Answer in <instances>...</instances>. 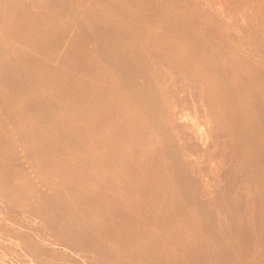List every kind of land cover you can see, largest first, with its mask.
I'll use <instances>...</instances> for the list:
<instances>
[{"label":"rangeland","instance_id":"obj_1","mask_svg":"<svg viewBox=\"0 0 264 264\" xmlns=\"http://www.w3.org/2000/svg\"><path fill=\"white\" fill-rule=\"evenodd\" d=\"M221 4L225 5V7L231 12V18L229 19V21L224 19V13L221 8ZM247 20L250 21L249 24L247 23ZM262 22H264V0H29V1L28 0H0V68H2L0 70V87L3 86L2 88H0V170H1L0 171V200H1L0 201V205H1L0 206V236L2 237V238L0 237V242H1L0 243V263L9 264V261H10L11 262L10 264H19V263L20 264H52V262L53 264H63L64 262L65 263L67 262L66 264L68 263L70 264H82V263L83 264H114V263L124 264L125 262H127L126 264H129V263L133 264L134 262L135 264V262H137L136 264H138L140 261L141 263L143 262V264L144 262L145 264L147 263L148 264H153V263L166 264L165 262H168V264L169 263L174 264L175 262L179 264V262L182 260L180 264H185L183 261L187 259V261H185L186 264L188 261L192 264L194 263L195 264H219L221 262L223 264H226V263L235 264L236 262L240 264L244 262H245L244 264H264L263 262L264 254L260 255L262 257H259V255H255L258 251H260V254H261L264 249V243H263L264 242L263 241L264 240L263 239L264 238V222H263L264 221L263 219L264 218V208H262V211L260 208H258L260 211L256 209L255 211H251L249 213L244 212L243 209L236 208L237 212H234V210H236L235 207L234 209H232L233 206H235L234 204L238 203V201H244L246 196H249V195L244 194L245 197H242L243 196L242 191L245 189H241V191L238 190L239 192H237L236 188L231 189V187L228 186V190H229L228 193H231L230 194L231 196L235 195V193L237 194L241 193L242 195V196L239 195V197L237 198V202L236 201L233 202V199L230 197L229 194H227L230 200L232 201L230 203L227 200V203L231 204L232 206L227 204L226 200H225V203L222 201H215L216 203H214L213 199H210L207 196L206 187L204 185L205 180H202L201 178H203V175L206 173L214 172L212 164L217 163V161L219 160V157L217 154H213V155L212 154H201L198 151V148H197L198 146L197 145L195 146V144H198V142H197V138L196 137L194 138L195 135L192 131H195L199 128L200 120L203 118V115H202V109L200 105L196 103V97L194 95L195 93L193 92L191 88L193 87L191 86V82L193 85L194 83L193 80L195 79V77H198L201 79L203 78L204 81H208L212 78H217V80L220 82L228 81L227 78L233 77L231 74V71L234 67L233 59L236 60L237 58L240 60H244V65L241 69V74H240L241 80L247 81L248 79H250V74L253 70L257 73H262V72H259L260 69H264V24H262ZM243 31H245L246 33H250L252 35L251 37H253L254 40H257V41L259 40V44H261L260 51H261V55L263 56V58L256 57V56L248 57L243 52L239 53V50L243 43V37L241 35V32L243 33ZM109 57L111 59L113 58L112 60H109L110 62L107 60V59H110ZM114 59L115 61L113 63L112 61ZM87 64L90 66L92 65V66L91 67L87 66ZM248 68L250 70H247ZM200 71H204L202 72L204 75L201 74ZM61 78H63V80ZM144 82L146 83L147 86L145 85ZM17 85L19 86L22 85L20 88H22L23 90L20 89L19 86ZM62 85H64L66 89H64L63 88L64 86L62 87ZM139 86H140V89H139ZM142 87H144V89ZM174 87L176 89H174ZM102 89L104 91H102ZM83 90H84V93H83ZM146 91L148 92L150 91L148 95H147L148 92ZM222 92L224 96L223 98L224 101L225 99L229 100L230 96L228 94L232 93V90L225 87ZM92 93H95L96 96L98 94V96L96 97ZM115 93L117 94V96L115 95ZM39 95L40 97H38ZM143 95L146 98H142ZM42 96L44 100L42 99ZM47 96H50V97H47ZM162 96H166L167 98L166 97L164 98ZM115 97H117L116 98L117 100L115 99ZM263 98H264V95L259 96L258 99L255 98L256 100H253L252 103L249 102L248 108L250 111L246 109L244 110V114H249L252 111V107H257L258 105L263 104L264 103V101L262 100ZM101 100H103L102 103H100ZM160 100H161V103H157V102H160ZM78 101L79 103L82 102L83 104L82 103L79 104ZM113 101L114 102L116 101L115 102L116 104L113 103ZM94 102H96L98 105ZM145 102H147V104ZM169 102H172V103H169ZM118 103L119 105H117ZM93 105H96V106H93ZM123 105H124V108H123ZM148 105L149 106L151 105L152 106L151 108L153 109H151ZM166 105L169 108L171 107L170 110ZM119 106L122 108V109L120 108L121 112H119L120 111ZM116 108H118V110ZM147 112L149 113V115L147 114ZM126 114H129V115H126ZM184 114L188 115V119L190 120V124H191L187 128H183L179 123L177 124L178 117L180 118L182 116L181 118H184L185 117ZM12 115H13L12 117L13 120L11 118ZM100 115L102 116L100 117ZM121 115H126L124 116V118L126 119V121L123 122L124 124L122 123V121L125 119ZM137 115L140 117H138ZM189 115H190V118H189ZM65 116L66 117L68 116V117L66 118ZM126 117L129 119H127ZM112 118L114 119L112 120ZM14 119H15V122H14ZM170 119L173 121L174 119L176 120L172 122ZM192 119H195V120H192ZM63 120H66V121H63ZM119 120H122V121H119ZM129 120H131L132 126ZM141 120L143 121L142 123H141ZM169 120L171 122L170 126L166 122ZM128 122L130 126H128L129 125ZM138 122H140L139 125H137ZM16 123H18V125ZM159 123H161L160 129L161 130L163 129L164 130V131L162 130L163 132H161V130L158 128ZM162 123H164L165 125ZM114 124L116 126H114ZM142 124L144 125L146 124V125L144 126ZM3 126L5 127V130L3 129L4 128ZM131 127H133V131L131 130L132 129ZM128 128L132 131L131 132L132 136L128 135L130 137L125 135V134H131ZM141 128L142 129L144 128L148 132L146 131L145 133V131L142 130ZM134 129H136L137 132ZM181 129H184L185 131L186 130L189 131V135H188L189 137L187 136L186 139H184V142L188 146L187 151L179 150L177 144H173L172 147L170 146V138L173 137L175 132L183 135V132L179 131ZM62 131L64 133L66 132L65 136L67 138L65 136L63 137L61 136V135H64ZM138 131L140 132L138 133ZM141 131H144V132H142L141 134ZM67 133L71 135H67ZM133 133L136 135L134 136ZM143 133H145L146 135L148 134V135L145 136V134ZM76 134L79 135L81 138L77 136ZM120 134H122L123 137ZM140 134L141 136L142 135L143 136L141 137ZM2 135H5V136H2ZM71 136H74L75 138L73 137L72 138L75 140L77 138L78 139L77 142L73 140ZM143 137H146V138H143ZM131 138H133V140ZM60 139L61 140L63 139L62 140L63 142L60 141ZM68 139L69 140L71 139L70 141L72 142H70ZM129 139H131L130 141L131 143L133 142L134 143L133 144L129 143ZM156 140L160 143V145L159 143L158 145L155 144L157 143ZM153 141L155 142L153 143ZM16 142L17 144H15ZM49 142L50 143L52 142V143L50 144ZM53 143H55V146L53 145ZM56 144H58V147L54 149L53 146L56 147ZM71 144L74 146L78 145L76 148L77 150H73L75 148L74 146H71ZM59 145H63L65 149H62L63 147ZM152 145L156 147L154 148ZM107 146L109 147V149ZM50 147H52L53 150ZM59 147L60 149H58ZM150 147H153V148H150ZM70 148L73 151L71 150L68 151ZM110 148L112 150H110ZM158 149L160 153L164 155V157H162ZM20 150H22L23 152L21 153ZM62 150L65 152L67 151V152L64 153ZM118 151L121 152L122 154L119 153ZM56 152H60L62 155V158H66V161L67 160L68 161L65 162V159H64V161L60 162L63 159L60 157L61 155H59V153H56ZM69 152H71L72 154L70 155ZM68 153L70 156L68 155ZM146 153L148 154L149 157L147 156ZM153 153H155L159 158H157V156H155V154ZM55 154H57L58 156L56 155L55 157ZM152 154L155 156V158L150 157L152 156ZM113 155H115L114 157H117V158H114ZM15 156L19 159H17ZM46 156H48V159ZM124 156H127V157H124ZM67 157H69V159L71 158V160H69ZM56 158L59 159V161ZM93 158H96V160ZM147 158H149V162ZM25 159L27 160L25 161ZM198 159L200 161H198ZM29 160L31 163H29ZM39 160L41 163L39 162ZM121 160L124 163V164L122 163V165H120ZM155 160H158V161H155ZM186 161H189V162H186ZM26 162L29 164L25 165ZM57 162L60 164L63 163L61 164L62 166L60 164L58 165ZM200 162H202L203 164L202 163L200 164ZM177 164H179L183 168H188L187 173H189V175L184 179L186 184L182 185L183 186L182 189L185 188L186 190H188L187 188L189 189L191 188L190 191L194 190L193 194L195 193L194 194L195 197L192 198L191 196L190 197L191 199L189 198L190 200H187L185 196L181 195L182 190H181L180 185H178V187L176 185H175L176 187L171 185L169 177L173 173H170L168 176H164L166 168H171L174 166L178 168L179 165ZM124 166H127V168ZM230 169H232V167H230ZM128 172H130V174ZM197 172L199 174H197ZM131 173L133 175H131ZM134 173L136 175H134ZM139 175H141L140 178H139ZM124 176L126 179L124 178ZM133 179L136 180L137 184L135 180ZM148 179H150L152 183ZM38 181H40V183ZM42 182L44 183L42 184ZM129 182L131 183L129 184ZM14 183H15V187L17 188H13ZM142 183L144 184V186ZM167 183L169 184V186ZM39 184H41L42 186ZM46 184H48L49 186ZM149 184L151 185L150 188H149ZM18 186H19V189H18ZM164 186L165 187L167 186L168 190ZM153 187H156V188H153ZM161 187H163V189ZM44 189H46V191ZM155 189L158 190V192L154 191ZM171 189L174 190V192ZM148 190H152L153 193L152 191L148 192ZM202 190H204L205 192H203ZM198 192L199 194H197ZM200 192H202V194ZM161 193H163L162 196H161ZM203 193H206V195ZM173 194L175 197L173 196ZM159 196L164 198L163 199L164 202L162 201V198H160ZM10 197H13V198H10ZM181 198L186 201L185 202L183 200L181 201ZM140 199L142 201H140ZM149 199L151 200V203H155L157 205L156 208L153 207V205L155 204L151 205L150 201H148ZM199 199H202V201ZM207 199H209V201L210 202L212 201L213 203L211 202V205H210ZM179 200L181 202H179ZM205 200H207L208 202ZM10 201L11 203H9ZM175 201L178 203H176ZM198 201L199 202L201 201L199 204L202 207L199 206V204H197ZM17 202L20 206H18ZM205 202L208 204V206ZM223 203L224 205L227 204V207H230L229 210L226 206H225L226 210H224ZM105 204L108 205V208H107V205ZM171 204L172 206H170ZM167 205L169 206V208ZM220 205H223V206H220ZM166 206H167V209H166ZM193 206L194 208L192 210ZM197 206H199V208H197ZM188 207H189V210H188ZM219 207H221L224 212L229 211V213L230 212L231 213L229 215H226L228 214V212L227 213L225 212L226 213L225 214L222 211V209ZM33 208L35 210H33ZM117 208H120V209L116 210ZM152 208L156 210H152ZM200 209H202V211ZM94 210L96 211V213ZM157 210L160 211L162 214H160ZM165 210L169 214L171 212V214L170 215L167 214ZM204 210H206L207 212ZM46 211L49 213H46ZM179 211H182V213ZM188 211L190 212L188 213ZM192 211H194V213L198 212L199 214L198 213L194 214L192 213ZM118 212H120L121 214ZM260 212H262L261 215H260ZM133 213H134V217H133ZM173 213H175V215H173ZM256 213L258 214V216ZM46 214L48 215L46 216ZM151 214L155 218L150 216ZM177 214H179V217ZM233 214H236V215L234 216ZM43 215H44V218L46 217L45 219L46 221L44 220ZM57 215L60 218H58ZM61 215L63 216L61 217ZM164 215L171 216V217H166ZM194 215L195 217L196 216L198 217L201 215L203 216V218L204 216L206 218H204L205 219L204 220L200 216V219L198 218L197 220V217L194 218ZM207 215L209 216V220L211 218L210 220L211 222L208 220ZM131 216L132 218L129 219V217ZM159 216H162L165 219L163 220L162 217L158 218ZM229 216L230 217L232 216L231 219ZM156 217L158 218L159 222ZM39 218L40 219L42 218V220H40ZM126 218L128 219L126 220ZM172 218H174L176 222ZM201 219H203V221ZM177 220L180 222V224ZM200 220L203 222V225H202V222H199ZM222 220H223V224L221 222ZM258 220H260V222ZM81 221L84 222L85 226L82 224ZM163 221H164V224H163ZM225 221L230 222V224L232 221V224L230 225L228 224V222H226V225H225ZM45 222H46V225H43L45 224ZM105 222L109 227H107ZM131 222L132 224H137V226L131 225ZM191 222L193 225L191 224ZM217 222H218V225H217ZM141 224H143V226ZM156 224L157 225L159 224L158 226L160 225L163 226L167 224L168 228L167 229L164 228L166 226H163L162 228L160 226L158 228ZM204 224H206V226ZM208 224H210L211 226L210 225L208 226ZM213 224H215L216 227ZM256 224H260L259 226H261V228L260 227L259 229L256 228L258 227ZM54 225H56V227ZM110 225L112 226L113 229H111ZM172 225H177V226H174L173 228ZM200 225L203 226V228ZM239 226L242 228H240ZM23 227L25 229H23ZM105 227H106V230H104ZM156 227L157 229H154ZM219 227L220 229H218ZM223 227L224 229L225 227H228V228L223 230ZM101 228L104 231L101 230ZM150 228L151 229L153 228L154 230L152 229L153 230L152 231ZM253 228H255V230ZM168 229L172 230L171 233ZM201 229L203 230V234H206V235L202 234ZM207 229L208 230L210 229V231L212 232L209 233ZM260 229L262 232L260 231ZM57 230H58V233H57ZM94 230H96L97 233H95ZM123 230L124 231L126 230L128 232L125 231L124 233ZM163 230L167 233L163 232ZM193 230H194V233L198 232V234H194ZM82 231L84 233H82ZM106 231H108L109 234L105 233ZM175 231H178L177 235ZM191 231L194 235L190 234ZM71 232H73V234ZM136 232H139V233L141 232L140 233L141 235L143 232L144 233L142 237L140 238L138 233L135 234ZM180 232H183V233H180ZM244 232L246 233V235H244L245 234ZM248 232L250 235L248 234ZM123 233L126 235H124ZM156 233L158 234V236ZM155 234L156 236H154ZM181 234L182 235L185 234L183 236H185L186 238L185 240L187 242L184 240V237L181 236ZM200 234L202 236H200ZM103 235L106 236V238L105 237L104 238L107 240L103 238ZM132 235H135L136 238ZM213 235H214V238H213ZM85 236L88 238H85ZM89 236H91V238H89ZM110 236H111V239L109 238ZM127 236L128 237L131 236L132 239L131 237L130 239H128ZM143 236H146V237L144 238ZM250 236L252 237L254 236L253 239L255 240L253 241L252 237ZM79 237H80V240H79ZM152 237H154V240L152 239ZM197 237H199L200 240L197 239ZM246 237H248L247 240L251 238L249 240L250 243L249 241L246 240ZM259 237H262V239L261 238L259 239ZM161 238L162 239L167 238V239L163 241L161 240ZM118 239H119V242H118ZM121 239L124 240V241L122 240L123 243L120 241ZM134 239H136V242H133ZM172 239L175 243L172 241ZM203 239H204V242H202ZM205 239H208V241L206 240V244H204L203 246L202 244L205 243ZM242 239L243 240L245 239L244 242L248 243V246H246V243H243ZM27 240L28 241L30 240L28 246H27L28 244ZM127 240L130 241L129 244L128 242H126ZM160 240L163 242V243L161 242L162 244L160 243ZM67 241L71 244L74 243L73 244L74 248H72L73 246L69 244ZM87 241H90V242H87ZM99 241L101 245H104V248L106 247L108 248L104 249L103 246H100ZM112 241H114V243ZM115 241H117L118 243L117 242L115 243ZM144 241L145 242L147 241L151 245L156 241L158 242H156V245L154 243L153 244L154 247H152L148 243L146 245ZM189 241H190V245L193 244L192 246L190 245L187 246V244H189L188 243ZM210 241H213L215 243L210 242ZM230 241H233V243ZM4 242H6V244ZM32 242L35 243V245ZM125 242H126V245H123L125 244ZM217 242L219 243L217 244ZM157 243L161 244V246ZM237 243L238 245L240 244V246L237 247ZM241 243L243 247L241 246ZM1 244H4V245H1ZM130 244L133 247H130L131 246ZM172 244H174L175 246L173 245V247H171ZM177 244L180 245L179 250H178L179 245L177 246ZM31 245L33 247L32 249H30ZM118 245H121V246H118ZM145 245L147 248L145 247ZM229 245L231 247H229ZM19 246H22L21 247L22 250ZM95 246H96L95 249L97 250L94 249ZM127 246L129 249L134 248V250H129ZM197 246L200 247V249H197L198 248ZM210 246L211 247L214 246V247L211 248ZM136 247H138L139 251L136 250ZM247 247L248 248L251 247V248L248 249ZM160 248L165 250V252L162 250V255H161ZM181 248L183 250H181ZM185 248L188 251L190 250L189 253H191V255L185 252L186 250ZM201 248L204 250H202ZM41 249H43V251L45 252H43ZM114 249L117 250V252L114 251ZM154 249L155 250L157 249V250L155 251ZM192 249L193 250L195 249V250L193 251ZM241 249L243 251L242 256H240L242 253ZM35 250H37L38 253L34 252ZM148 250L150 252L149 254H148ZM200 250H202L203 252L201 251L200 253ZM207 250H209V252ZM103 251H106V253ZM130 251L132 252V254ZM143 251L147 253L144 254ZM152 251H154V253H151ZM191 251L195 252V255L194 253L192 254ZM196 251H198L199 253ZM226 251L229 254L226 253ZM29 252L30 253L34 252V253L30 254ZM211 252L213 253V255ZM244 252H247V253H244ZM121 253H123V255ZM248 253H249V257L247 256ZM106 254L108 255V257H105L107 256ZM147 254L151 255L150 257H153V258L148 257ZM244 254L246 255L245 259H247L248 262L245 261L244 256H243ZM59 255H61L63 259L60 258L61 256ZM158 255L160 258L158 257ZM169 255H170V258H169ZM113 256L114 258H112ZM145 256L148 257V259H146ZM181 256L184 259L181 258ZM189 256L191 257L193 256L196 260ZM231 256L233 260L231 259ZM166 257H168V259ZM127 258H129L130 260ZM156 258L157 260L160 259L158 260L159 262L156 260ZM259 258H261L260 260L262 263H260ZM138 259H141V260L137 261ZM152 259L153 260L155 259L158 263L154 262ZM235 259L236 260L239 259V262L236 261ZM121 260L122 262H120ZM131 260H133V262ZM163 260L164 261L166 260V261L164 262ZM167 260H170V262ZM230 260L231 262L232 261L233 262L231 263ZM240 260L242 261V263ZM172 261L173 262L175 261V262L173 263Z\"/></svg>","mask_w":264,"mask_h":264},{"label":"bare ground","instance_id":"obj_2","mask_svg":"<svg viewBox=\"0 0 264 264\" xmlns=\"http://www.w3.org/2000/svg\"><path fill=\"white\" fill-rule=\"evenodd\" d=\"M29 1V0H28ZM170 4V3H169ZM252 6V5H251ZM221 8H222V10H223V13H224V19L225 20H227V21H229V19L231 18V12H230V10H228L226 7H225V5H222L221 4ZM248 8V7H247ZM252 8V7H251ZM18 12V11H17ZM202 14V13H201ZM131 15V14H130ZM255 16V15H254ZM198 19V18H197ZM246 19V18H245ZM6 21V20H5ZM221 21V20H220ZM32 22V21H31ZM37 23V22H36ZM235 23V22H234ZM247 23L249 24L250 23V21H248L247 20ZM256 23V22H255ZM22 24V23H21ZM116 24V23H115ZM261 24V23H260ZM262 24H264V22H262ZM77 25V24H76ZM189 25V24H188ZM187 25V26H188ZM216 25V24H215ZM77 27V26H76ZM75 27V28H76ZM253 27V26H252ZM238 28V27H237ZM29 29V28H28ZM66 29V28H65ZM84 29V28H83ZM108 29V28H107ZM195 29V28H194ZM246 29V28H245ZM236 30V29H235ZM251 30V29H250ZM251 32V31H250ZM57 33V32H56ZM28 34V33H27ZM6 35V34H5ZM182 35V34H181ZM241 35H242V37H243V43H242V45H241V48H240V50H239V53L240 52H243L244 54H246L248 57H250V56H256V57H260V58H263V56L261 55V44H259V40L257 41V40H254L253 39V37H251L252 35L250 34V33H246L245 31H243V33L241 32ZM18 36V35H17ZM16 36V37H17ZM28 36V35H27ZM12 37V36H11ZM21 37V36H20ZM29 37V36H28ZM51 37V36H50ZM62 37V36H61ZM211 38V37H210ZM21 39V38H20ZM31 39V38H30ZM78 39V38H77ZM18 40V39H17ZM24 42H25V40H24ZM37 42V41H36ZM2 44V43H1ZM38 44V43H37ZM185 45V44H184ZM183 47V46H182ZM6 48V47H5ZM116 48V47H115ZM151 48V47H150ZM227 48V47H226ZM9 50H10V48H9ZM183 50V49H182ZM185 50V49H184ZM196 50V49H195ZM226 50V49H225ZM19 51V50H18ZM117 51V50H116ZM187 51V50H186ZM151 52V51H150ZM15 53V52H14ZM111 54H112V52H111ZM185 54H187V53H185ZM7 55V54H6ZM204 55V54H203ZM110 56V55H109ZM191 56V55H190ZM108 57V56H107ZM179 57V56H178ZM206 57V56H205ZM5 58V57H4ZM82 58V57H81ZM110 58V57H109ZM143 58H144V56H143ZM191 58V57H190ZM28 59V58H27ZM106 59V58H105ZM113 59V58H112ZM111 58L110 59H107L108 61L109 60H112ZM116 59V58H115ZM115 59L112 61L113 63H114V61H115ZM125 59V58H124ZM179 59V58H178ZM205 59H207V58H205ZM22 60H23V58H22ZM65 60V59H64ZM180 61V60H179ZM204 61V60H203ZM209 61V60H208ZM16 62V61H15ZM110 62V61H109ZM117 62V61H116ZM155 62V61H154ZM233 62H234V67H233V69H232V71H231V74H232V78H227L228 79V81H223V82H220V81H218L217 80V78H212V79H210V80H208V81H204V79L202 78H198V77H195V79L193 80L194 81V83H193V85H192V82H191V86H193V87H191L192 88V90H193V92L195 93L194 95H195V97H196V103H198L199 105H200V107H201V109H202V115H203V118L200 120V125H199V128L197 129V130H195V131H192L193 133H194V138L196 137L197 138V142H198V144H195V146L197 145L198 147V151L201 153V154H217L218 155V157H219V160L217 161V163H213L212 165H213V169H214V172H212V173H206V174H204L203 175V178H201L202 180H205L204 182V185H205V187H206V193H207V196L210 198V199H213V201H214V203H216L215 201H222V202H224L225 203V200H226V203H227V200H228V202H232L231 200H230V198H229V196L227 195V194H231V193H228V186H230L231 187V189L232 188H236L237 189V192H239L238 190H240L241 191V189H245V190H243L242 191V195H241V193L240 194H237V193H235V195H233V196H231L230 195V197L233 199V202H237V198L239 197V195H241L242 197H245L244 196V194H246V195H249V196H246V198L244 199V201H238V203H235L234 205L235 206H233V208L232 209H234V207H235V209L236 208H240V209H243L244 210V212H251V211H255L256 209L258 210V211H260L258 208H260L261 209V211H262V208H264V103L263 104H260V105H258L257 107H252V111L249 113V114H244V110H246V109H248L249 110V108H248V104H249V102H251L252 103V101L253 100H256V99H258L259 98V96H262V95H264V69H260L259 70V72H262V73H257V72H255L254 70L251 72V74H250V79H246L247 81H243V80H241V78H240V74H241V69H242V67H243V65H244V60H240V59H233ZM11 64V63H10ZM97 64V63H96ZM3 65V64H2ZM1 65V66H2ZM58 65V64H57ZM82 65V64H81ZM99 65H100V63H99ZM114 65H116V64H114ZM12 66V65H11ZM10 66V67H11ZM87 66H90V65H88L87 64ZM92 66V65H91ZM90 66V67H91ZM117 66H119V65H117ZM122 66V65H121ZM123 67V66H122ZM179 67V66H178ZM97 68V67H96ZM157 68V67H156ZM2 68H0V70H1ZM79 69V68H78ZM92 69V68H91ZM122 69V68H121ZM209 69V68H208ZM6 70H7V68H6ZM10 70V69H9ZM141 70V69H140ZM159 70V69H158ZM247 70H250L249 68L247 69ZM5 71V70H4ZM160 71V70H159ZM212 71V70H211ZM221 71V70H220ZM8 72V71H7ZM34 72V71H33ZM168 72V71H167ZM202 72H204V71H200V73L201 74H203ZM2 73V72H1ZM92 73H93V71H92ZM7 74V73H6ZM91 74V73H90ZM128 74V73H127ZM97 75H98V73H97ZM151 75H152V73H151ZM160 75V74H159ZM169 75V74H168ZM204 75V74H203ZM10 76V75H9ZM12 77V76H11ZM17 77V76H16ZM60 77H62V76H60ZM100 77V76H99ZM106 77V76H105ZM166 77V76H165ZM21 78V77H20ZM122 78V77H121ZM155 78H156V76H155ZM160 78V77H159ZM169 78V77H168ZM51 79V78H50ZM62 80H63V78H61ZM89 80V79H88ZM147 80V79H146ZM170 80V79H169ZM6 81V80H5ZM86 81V80H85ZM132 81V80H131ZM134 81V80H133ZM155 81H156V79H155ZM159 81V80H158ZM157 81V82H158ZM23 82V81H22ZM62 82V81H61ZM76 82V81H75ZM83 82V81H82ZM128 82V81H127ZM149 82V81H148ZM190 82V81H189ZM58 83V82H57ZM125 83V82H124ZM145 83V82H144ZM144 83H143V85H144ZM150 83V82H149ZM161 83V82H160ZM6 84V83H5ZM18 84V83H17ZM20 84V83H19ZM43 84H45V83H43ZM65 84V83H64ZM69 84H71V83H69ZM127 84V83H126ZM4 85V84H3ZM49 85V84H48ZM73 85V84H72ZM86 85V84H85ZM88 85V84H87ZM145 85H146V83H145ZM165 85V84H164ZM170 85V84H169ZM168 85V86H169ZM190 85V84H189ZM8 86V85H7ZM17 86H19V85H17ZM22 86V85H21ZM21 86H19V88L21 87ZM24 86V85H23ZM26 86V85H25ZM42 86V85H41ZM54 86V85H53ZM64 85H62V87H63ZM74 86V85H73ZM141 86V85H140ZM140 86H139V89H140ZM147 86V85H146ZM3 86H1L0 88H2ZM46 87H47V85H46ZM67 87V86H66ZM84 87V86H83ZM129 87V86H128ZM160 87V86H159ZM165 87V86H164ZM173 87V86H172ZM171 87V88H172ZM188 87V86H187ZM228 88V89H230V90H232V93H230V94H228L229 96H230V99L229 100H227V99H225V101H224V96H223V90H224V88ZM38 88V87H37ZM53 88H55V87H53ZM64 89H66L65 88V86L63 87ZM80 88H82V87H80ZM143 89H144V87H142ZM190 88V89H191ZM5 89V88H4ZM20 89H22V88H20ZM19 89V90H20ZM26 89V88H25ZM47 89V88H46ZM72 89H74V88H72ZM104 89V88H103ZM102 89V91H104ZM106 89V88H105ZM111 89V88H110ZM113 89H115V88H113ZM119 89H121V88H119ZM165 89V88H164ZM174 89H176L175 87H174ZM178 89V88H177ZM23 90V89H22ZM27 90V89H26ZM29 90V89H28ZM32 90V89H31ZM39 90H40V88H39ZM68 90V89H67ZM66 90V91H67ZM100 90V89H99ZM123 90V89H122ZM246 90H247V92H246ZM10 91V90H9ZM30 91V90H29ZM56 91V90H55ZM101 91V90H100ZM109 91H111V90H109ZM108 91V92H109ZM112 91H114V90H112ZM163 91V90H162ZM72 92V91H71ZM87 92H89V91H87ZM146 92H148V91H146ZM150 92V91H149ZM149 92L147 93V95L149 94ZM19 93H20V91H19ZM70 93V92H69ZM83 93H84V90H83ZM97 93H99V92H97ZM127 93H128V91H127ZM141 93H142V91H141ZM153 93V92H152ZM65 94V93H64ZM75 94H76V92H75ZM78 94V93H77ZM89 94H91V93H89ZM92 94H94V96H96L95 95V93H92ZM105 94V93H104ZM144 94V93H143ZM151 94V93H150ZM161 94V93H160ZM160 94H158V95H160ZM178 94H179V92H178ZM23 95V94H22ZM72 95V94H71ZM70 95V96H71ZM81 95V94H80ZM115 95L117 96V94L115 93ZM162 95V94H161ZM165 95V94H164ZM64 96V95H63ZM97 96H98V94H97ZM96 96V97H97ZM139 96V95H138ZM155 96V95H154ZM156 96H157V94H156ZM189 96V95H188ZM38 97H40V95L38 96ZM47 97H50V96H47ZM65 97V96H64ZM78 97V96H77ZM108 97V96H107ZM142 97V96H141ZM162 97H166V96H162ZM173 97V96H172ZM183 97V96H182ZM256 99H255V98ZM28 98V97H27ZM61 98V97H60ZM74 98V97H73ZM99 98V97H98ZM117 97H115V99H116ZM142 98H146V97H144V95H143V97ZM155 98V97H154ZM164 98H162V99H164ZM167 98V97H166ZM2 99V98H1ZM42 99H43V96H42ZM95 99V98H94ZM134 99V98H133ZM138 99H140V98H138ZM152 99V98H151ZM150 99V100H151ZM194 99V98H193ZM23 100H24V98H23ZM36 100V99H35ZM44 100V99H43ZM58 100H59V98H58ZM64 100H66V99H64ZM73 100V99H72ZM97 100V99H96ZM104 100V99H103ZM103 100H101V102L100 103H102L103 102ZM110 100V99H109ZM113 100H114V98H113ZM117 100V99H116ZM188 100V99H187ZM190 100V99H189ZM263 101H264V98L262 99ZM2 101V100H1ZM34 101V100H33ZM70 101V100H69ZM68 101V102H69ZM74 101V100H73ZM90 101V100H89ZM184 101V100H183ZM262 101V102H263ZM60 102H62V101H60ZM64 102V101H63ZM97 102V101H96ZM96 102H94V103H96ZM99 102V101H98ZM116 102V101H115ZM114 101H113V103H115ZM125 102V101H124ZM123 102V103H124ZM148 102V101H147ZM147 102H145L146 104H147ZM187 102V101H186ZM13 103V102H12ZM46 103V102H45ZM78 103H79V101H78ZM82 102H80L79 104H81ZM122 103V104H123ZM153 103V102H152ZM157 103H161V100H160V102H157ZM166 103H167V101H166ZM169 103H172V102H169ZM225 103V104H224ZM260 103V102H259ZM3 104V103H2ZM35 104V103H34ZM40 104V103H39ZM43 104V103H42ZM62 104V103H61ZM73 104V103H72ZM83 104V103H82ZM97 104V103H96ZM109 104V103H108ZM116 104V103H115ZM121 104V103H120ZM125 104V103H124ZM195 104V103H194ZM98 105V104H97ZM111 105V104H110ZM117 105H119V103L117 104ZM134 105V104H133ZM137 105V104H136ZM168 105H170V104H168ZM182 105V104H181ZM196 105V104H195ZM25 106V105H24ZM30 106V105H29ZM42 106V105H41ZM71 106V105H70ZM80 106V105H79ZM90 106V105H89ZM93 106H96V105H93ZM105 106H106V104H105ZM113 106V105H112ZM144 106V105H143ZM149 106V105H148ZM161 106V105H160ZM167 106V105H166ZM1 107H3V106H1ZM6 107V106H5ZM17 107V106H16ZM26 107V106H25ZM68 107V106H67ZM75 107V106H74ZM110 107V106H109ZM114 107H116V106H114ZM113 107V108H114ZM131 107V106H130ZM129 107V108H130ZM135 107V106H134ZM150 108L152 107L151 105L149 106ZM168 107V106H167ZM13 108V107H12ZM37 108V107H36ZM51 108V107H50ZM69 108V107H68ZM67 108V109H68ZM71 108V107H70ZM120 106H119V110H120ZM123 108H124V105H123ZM128 108V109H129ZM132 108V107H131ZM138 108V107H137ZM145 108V107H144ZM169 108V107H168ZM171 108V107H170ZM170 108H169V110H170ZM194 108V107H193ZM19 109V108H18ZM22 109V108H21ZM105 109V108H104ZM117 110H118V108H116ZM122 109V108H121ZM126 109V108H125ZM151 109H153V108H151ZM150 109V110H151ZM163 109H164V107H163ZM197 109V108H196ZM23 110V109H22ZM75 110H76V108H75ZM111 110V109H110ZM116 110V111H117ZM149 110V109H148ZM175 110V109H174ZM27 111V110H26ZM67 111V110H66ZM69 111V110H68ZM113 111V110H112ZM115 111V112H116ZM131 111V110H130ZM153 111V110H152ZM164 111H165V109H164ZM177 111V110H176ZM189 111V110H188ZM197 111V110H196ZM250 111V110H249ZM24 112V111H23ZM119 112H121V110L119 111ZM118 112V113H119ZM149 112H151V111H149ZM168 112V111H167ZM170 112V111H169ZM186 112V111H185ZM4 113V112H3ZM8 113H10V112H8ZM33 113V112H32ZM38 113V112H37ZM43 113V112H42ZM57 113V112H56ZM90 113V112H89ZM127 113H129V112H127ZM143 113V112H142ZM180 113H181V111H180ZM179 113V114H180ZM197 113V112H196ZM199 113V112H198ZM48 114V113H47ZM50 114V113H49ZM111 114V113H110ZM125 114V113H124ZM147 114L149 115V113L147 112ZM187 114H188V112H187ZM2 115V114H1ZM39 115V114H38ZM41 115V114H40ZM98 115V114H97ZM126 115H129V114H126ZM126 115H121L123 118H124V116H126ZM168 115V114H167ZM170 115V114H169ZM181 115V114H180ZM24 116V115H23ZM53 116V115H52ZM51 116V117H52ZM102 115H100V117H101ZM107 116V115H106ZM112 116V115H111ZM110 116V117H111ZM138 116V115H137ZM161 116V115H160ZM184 118H179L178 117V122H177V124L179 123L183 128H187L189 125H191L190 124V120L188 119V115H186V114H184ZM192 116V115H191ZM196 116H198V115H196ZM13 117V115L11 116V118ZM18 117V116H17ZM47 117V116H46ZM66 117V116H65ZM68 117V116H67ZM66 117V118H67ZM92 117H93V115H92ZM129 117V116H128ZM131 117V116H130ZM138 117H140V116H138ZM137 117V118H138ZM157 117H159V116H157ZM162 117V116H161ZM166 117H168V116H166ZM199 117H200V115H199ZM198 117V118H199ZM36 118V117H35ZM42 118V117H41ZM103 118V117H102ZM119 118V117H118ZM127 118V117H126ZM152 118V117H151ZM189 118H190V115H189ZM195 118V117H194ZM16 119V118H15ZM15 119H14V122H15ZM47 119V118H46ZM65 119V118H64ZM114 118H112V120H113ZM121 119V118H120ZM125 119V118H124ZM127 119H129V118H127ZM160 119H162V118H160ZM196 119V118H195ZM195 119H192V120H195ZM8 120V119H7ZM12 120H13V118H12ZM34 120H36V119H34ZM110 120V119H109ZM118 120V119H117ZM137 120V119H136ZM158 120V119H157ZM171 120V119H170ZM170 120L169 121H166L168 124H169V126H170V124H171V122H170ZM176 119H174V121H175ZM16 121H18V120H16ZM26 121V120H25ZM63 121H66V120H63ZM97 121V120H96ZM108 121V120H107ZM119 121H122V120H119ZM124 121H126V119L125 120H123L122 121V123L124 122ZM133 121V120H132ZM150 121V120H149ZM172 122H174L173 120H171ZM199 121V120H198ZM3 122V121H2ZM115 122V121H114ZM129 122H130V124H131V126H132V123H131V120H129ZM129 122H128V124H129ZM143 121L141 120V123H142ZM153 122V121H152ZM164 122V121H163ZM113 123V122H112ZM135 123H136V121H135ZM156 123H158V122H156ZM165 123V122H164ZM164 123H162V124H164ZM17 125H18V123H16ZM26 124V123H25ZM124 124V123H123ZM130 124L128 125V126H130ZM140 124V122H138V124L137 125H139ZM166 124V123H165ZM164 124V125H165ZM167 124V125H168ZM176 124V123H175ZM174 124V125H175ZM49 125V124H48ZM58 125V124H57ZM78 125V124H77ZM137 125H135V126H137ZM142 125H144V124H142ZM141 125V126H142ZM146 125V124H145ZM144 125V126H145ZM152 125V124H151ZM159 125V129H160V127H161V123H159L158 124ZM163 125V126H164ZM195 125V124H194ZM198 125V124H197ZM6 126V125H5ZM112 126V125H111ZM114 126H116L115 124H114ZM140 126V127H141ZM168 126V127H169ZM180 126V127H181ZM4 127V126H3ZM2 127V128H3ZM13 127V126H12ZM22 127V126H21ZM50 127V126H49ZM92 127V126H91ZM125 127H126V125H125ZM124 127V128H125ZM148 127V126H147ZM176 127V126H175ZM37 128V127H36ZM132 129V131H133V127H131ZM149 128H151V127H149ZM165 128V127H164ZM166 128H167V126H166ZM190 128V127H189ZM4 130H5V127L3 128ZM14 129V128H13ZM19 129V128H18ZM29 129V128H28ZM44 129V128H43ZM94 129V128H93ZM101 129V128H100ZM126 129V128H125ZM129 129V128H128ZM138 129H139V127H138ZM142 129V128H141ZM153 129V128H152ZM170 129H171V127H170ZM175 129V128H174ZM52 130V129H51ZM130 129H129V131H130V133L132 132ZM134 130H136V129H134ZM142 130H144L145 131V133H146V131L147 130H145L144 128L142 129ZM161 130V129H160ZM163 130V129H162ZM161 130V132H163ZM193 130V129H192ZM46 131H48V130H46ZM144 131H141V134H142V132H144ZM169 131V130H168ZM176 131V130H175ZM179 131H182L183 132V135L182 134H178L177 132H175V134L173 135V137L172 138H170V146L172 147V145L173 144H177L178 145V148H179V150H182V151H187V149H188V146H187V144L184 142V139H186V137L189 135V131L188 130H184V129H181V130H179ZM9 132V131H8ZM53 132V131H52ZM63 132V131H62ZM68 132V131H67ZM121 132V131H120ZM135 132V131H134ZM136 132H137V130H136ZM140 131H138V133H139ZM148 132V131H147ZM150 132V131H149ZM12 133V132H11ZM42 133V132H41ZM55 133H56V131H55ZM54 133V134H55ZM64 133V132H63ZM63 133H61V134H63ZM66 133V132H65ZM64 133V135H61L62 137L63 136H65L66 134ZM145 133H143V134H145ZM165 133V132H164ZM37 134V133H36ZM108 134V133H107ZM134 134V133H133ZM141 134H140V136H141ZM166 134V133H165ZM15 135V134H14ZM23 135V134H22ZM26 135V134H25ZM39 135V134H38ZM52 135V134H51ZM67 135H71V134H68L67 133ZM77 135V134H76ZM121 136H122V134H120ZM125 135H131L132 136V133L131 134H125ZM136 134H134V136H135ZM148 135V134H147ZM146 134H145V136H147ZM164 135V134H163ZM2 136H5V135H2ZM54 136V135H53ZM77 136H79V135H77ZM76 136V137H77ZM143 136V135H142ZM141 136V137H142ZM157 136V135H156ZM21 137V136H20ZM55 137V136H54ZM66 137V136H65ZM75 138L74 136H71V138ZM80 137V136H79ZM123 137V136H122ZM128 137H130V136H128ZM137 137V136H136ZM167 137V136H166ZM189 137V136H188ZM53 138V137H52ZM67 138V137H66ZM72 138V139H73ZM81 138V137H80ZM120 138V137H119ZM143 138H146V137H143ZM150 138V137H149ZM149 138H147V139H149ZM193 138V137H192ZM8 139V138H7ZM12 139V138H11ZM21 139V138H20ZM26 139V138H25ZM132 140H133V138H131ZM131 139H129V143H131L130 141H131ZM136 139V138H135ZM146 139V140H147ZM156 139V138H155ZM15 140V139H14ZM22 140V139H21ZM32 140H34V139H32ZM48 140V139H47ZM54 140V139H53ZM53 140H52V142H53ZM63 140V139H62ZM61 139H60V141H62ZM67 140V139H66ZM69 140V139H68ZM71 140V139H70ZM69 140V141H70ZM73 140H75V139H73ZM77 138H76V142H77ZM111 140V139H110ZM121 140V139H120ZM196 140V139H195ZM241 140H243V141H241ZM24 141V140H23ZM141 141H142V139H141ZM187 141V140H186ZM51 142V143H52ZM58 142V141H57ZM63 142V141H62ZM70 142H72V141H70ZM150 142V141H149ZM155 141H153V143H154ZM156 142L157 143H155V144H157L158 145V141L156 140ZM24 143V142H23ZM50 143V142H49ZM50 143V144H51ZM66 143H67V141H66ZM121 143V142H120ZM134 143V142H133ZM133 143H131V144H133ZM146 143V142H145ZM145 143H144V145H145ZM195 143H196V141H195ZM13 144V143H12ZM15 144H17V142L15 143ZM43 144V143H42ZM42 144H41V146H42ZM63 144V143H62ZM112 144V143H111ZM117 144V143H116ZM137 144V143H136ZM5 145V144H4ZM3 145V146H4ZM23 145V144H22ZM53 145L55 146V143H53ZM80 145V144H79ZM121 145V144H120ZM126 145V144H125ZM149 145V144H148ZM159 145H160V143H159ZM21 146V145H20ZM29 146V145H28ZM27 146V147H28ZM53 146V148L54 149H56L57 147H58V144H56V147H54ZM59 146H62L63 147V145H59ZM65 146V145H64ZM67 146H68V144H67ZM71 146H74V145H72L71 144ZM77 146L78 145H76V146H74V148L75 149H73V150H77L76 148H77ZM123 146V145H122ZM153 146V145H152ZM81 147V146H80ZM108 147V146H107ZM106 147V148H107ZM139 147V146H138ZM145 147V146H144ZM143 147V148H144ZM149 147V146H148ZM154 147V146H153ZM153 147H150V148H153ZM156 147V146H155ZM154 147V148H155ZM8 148V147H7ZM45 148V147H44ZM50 148H52V147H50ZM53 148H52V150H53ZM66 148H68V147H66ZM73 148V147H72ZM105 148V147H104ZM120 148V147H119ZM125 148V147H124ZM132 148V147H131ZM137 148V147H136ZM193 148V147H192ZM58 149H60V147L58 148ZM62 149H65V147H63ZM108 149H109V147H108ZM122 149V148H121ZM146 149H147V147H146ZM149 149V148H148ZM191 149V148H190ZM10 150H12V149H10ZM68 150V149H67ZM71 150V148L68 150V151H70ZM73 150H71V151H73ZM84 150V149H83ZM103 150V149H102ZM110 150H112L111 148H110ZM138 150V149H137ZM136 150V151H137ZM172 150V149H171ZM194 150V149H193ZM19 151V150H18ZM47 151V150H46ZM45 151V152H46ZM56 151V150H55ZM63 151V150H62ZM62 151H60V152H62ZM90 151V150H89ZM108 151V150H107ZM106 151V152H107ZM141 151V150H140ZM155 151V150H154ZM158 151H159V149H158ZM12 152V151H11ZM14 152V151H13ZM20 152L22 153L23 151L22 150H20ZM31 152V151H30ZM60 152H56V153H59V155H61V153ZM64 153H66L65 151H63ZM97 152V151H96ZM119 152V151H118ZM145 152H146V150H145ZM15 153V152H14ZM18 153V152H17ZM25 153V152H24ZM33 153H35V152H33ZM54 153V152H53ZM70 153V155L72 154L71 152H69ZM69 153H68V155H69ZM77 153H78V151H77ZM81 153V152H80ZM89 153V152H88ZM99 153V152H98ZM113 153V152H112ZM111 153V154H112ZM119 153H121V152H119ZM137 153V152H136ZM142 153V152H141ZM159 153H160V151H159ZM182 153V152H181ZM41 154V153H40ZM74 154H76V153H74ZM122 154V153H121ZM120 154V155H121ZM125 154V153H124ZM140 154V153H139ZM147 154V153H146ZM145 154V155H146ZM153 154H155V153H153ZM152 154V156H150L151 158H155V156H157L156 154H155V156ZM161 154V153H160ZM183 154V153H182ZM14 155V154H13ZM19 155V154H18ZM43 155V154H42ZM56 155L57 154H55V157H56ZM69 155V156H70ZM78 155H79V153H78ZM83 155V154H82ZM103 155V154H102ZM133 155V154H132ZM141 155V154H140ZM162 155V154H161ZM173 155V154H172ZM192 155H194V154H192ZM211 155V156H212ZM31 156H32V154H31ZM40 156V155H39ZM50 156V155H49ZM58 156V155H57ZM64 156V155H63ZM95 156V155H94ZM109 156V155H108ZM115 155H113V157H114ZM119 156V155H118ZM147 156H148V154H147ZM160 156V155H159ZM171 156V155H170ZM16 157V156H15ZM24 157V156H23ZM47 157V159H48V156H46ZM61 158H62V155L60 156ZM59 157V158H60ZM71 157H73V156H71ZM76 157V156H75ZM124 157H127V156H124ZM139 157V156H138ZM149 157V156H148ZM162 157H164V155H162ZM12 158V157H11ZM13 158H14V156H13ZM12 158V159H13ZM17 158V157H16ZM26 158V157H25ZM43 158H44V156H43ZM51 158V157H50ZM68 159H69V157H67ZM92 158V157H91ZM114 158H117V157H114ZM140 158V157H139ZM150 158V159H151ZM157 158H159L158 156H157ZM185 158V157H184ZM17 159H19V158H17ZM57 159V158H56ZM63 160H61L60 162H62V161H64V159H65V162H67L66 161V158H62ZM78 159V158H77ZM76 159V160H77ZM93 159H95L96 160V158H93ZM110 159V158H109ZM112 159V158H111ZM125 159V158H124ZM129 159H130V157H129ZM148 159V162H149V158H147ZM174 159V158H173ZM179 159V158H178ZM177 159V160H178ZM8 160V159H7ZM11 160V159H10ZM27 159H25V161H26ZM58 161H59V159H57ZM69 160H71V158L69 159ZM79 160V159H78ZM113 160V159H112ZM115 160V159H114ZM120 160V159H119ZM169 160V159H168ZM185 160V159H184ZM214 160V159H213ZM212 160V161H213ZM228 160V161H227ZM34 161V160H33ZM45 161V160H44ZM48 161V160H47ZM53 161V160H52ZM75 161V160H74ZM73 161V162H74ZM125 161V160H124ZM155 161H158V160H155ZM179 161H181V160H179ZM197 161V160H196ZM198 161H200L199 159H198ZM39 162H40V160H39ZM54 162V161H53ZM81 162V161H80ZM94 162V161H93ZM120 162V161H119ZM127 162H128V160H127ZM139 162V161H138ZM143 162V161H142ZM186 162H189V161H186ZM215 162V161H214ZM29 163H31L30 162V160H29ZM29 163H27L26 162V164L25 165H27V164H29ZM41 163V162H40ZM58 163V162H57ZM56 163V164H57ZM82 163V162H81ZM122 160H121V164L120 165H122ZM169 163H170V161H169ZM180 163V162H179ZM183 163V162H182ZM202 162H200V164H201ZM7 164V163H6ZM53 164V163H52ZM60 163H58V165H59ZM61 164H63V163H61ZM60 164V165H61ZM124 164V163H123ZM141 164H143V163H141ZM146 164H147V162H146ZM203 164V163H202ZM208 164H210V163H208ZM33 165H35V164H33ZM50 165V164H49ZM55 165V164H54ZM151 165V164H150ZM154 165V164H153ZM177 165H179V164H177ZM198 165V164H197ZM24 166V165H23ZM47 166V165H46ZM56 166V165H55ZM62 166V165H61ZM85 166V165H84ZM87 166V165H86ZM89 166V165H88ZM102 166V165H101ZM137 166V165H136ZM138 166H139V164H138ZM173 166V165H172ZM25 167V166H24ZM44 167V166H43ZM64 167V166H63ZM66 167V166H65ZM70 167V166H69ZM105 167V166H104ZM124 167H126L127 168V166H124ZM165 167V166H164ZM201 167V166H200ZM230 167H232V169H230ZM32 168H33V166H32ZM155 168V167H154ZM179 168V169H178ZM178 168L177 167H171V168H166L165 169V175L164 176H168L170 173H173L170 177H169V179H170V183H171V185H173V186H177L178 187V185H180V187H181V190H182V196H185L186 198H187V200H190L191 198V196H192V198L193 197H195L194 196V194H193V191L191 192L190 191V189L189 188H187L188 190H186L185 188H183L182 189V185H184V184H186L185 183V181H184V179L189 175V173H187V171H188V168H183V167H181L180 165L178 166ZM196 168V167H195ZM2 169V168H1ZM31 169V168H30ZM48 169V168H47ZM62 169V168H61ZM64 169H66V168H64ZM87 169V168H86ZM212 169V170H213ZM27 170V169H26ZM95 170V169H94ZM97 170V169H96ZM135 170V169H134ZM150 170V169H149ZM152 170V169H151ZM196 170V169H195ZM194 170V171H195ZM1 171V170H0ZM6 171V170H5ZM70 171V170H69ZM85 171V170H84ZM88 171V170H87ZM125 171V170H124ZM181 171H183V172H181ZM202 171V170H201ZM231 171V172H230ZM31 172V171H30ZM34 172V171H33ZM90 172V171H89ZM100 172V171H99ZM98 172V173H99ZM101 172H102V170H101ZM127 172V171H126ZM133 172V171H132ZM162 172V171H161ZM160 172V173H161ZM208 172V171H207ZM210 172V171H209ZM10 173V172H9ZM26 173V172H25ZM28 173V172H27ZM35 173V172H34ZM129 174H130V172H128ZM138 173V172H137ZM144 173V172H143ZM151 173H152V171H151ZM192 173H194V172H192ZM16 174V173H15ZM33 174V173H32ZM103 174V173H102ZM197 174H199L198 172H197ZM10 175V174H9ZM20 175V174H19ZM25 175V174H24ZM34 175V174H33ZM131 175H133L132 173H131ZM134 175H136L135 173H134ZM141 175H143V174H141ZM141 175H139V178H140V176ZM161 175V174H160ZM2 176V175H1ZM30 176V175H29ZM40 176H41V174H40ZM122 176V175H121ZM143 176H145V175H143ZM153 176V175H152ZM155 176V175H154ZM163 176V175H162ZM190 176H191V174H190ZM22 177V176H21ZM37 177H38V175H37ZM44 177V176H43ZM49 177H50V175H49ZM62 177V176H61ZM123 177V176H122ZM132 177V176H131ZM31 178V177H30ZM103 178V177H102ZM113 178V177H112ZM124 178H125V176H124ZM133 178V177H132ZM11 179H12V177H11ZM48 179V178H47ZM87 179V178H86ZM119 179V178H118ZM126 179V178H125ZM157 179V178H156ZM163 179V178H162ZM16 180V179H15ZM14 180V181H15ZM18 180V179H17ZM20 180V179H19ZM35 180V179H34ZM41 180V179H40ZM55 180V179H54ZM59 180V179H58ZM61 180V179H60ZM83 180V179H82ZM133 180H135V179H133ZM148 180H150V179H148ZM187 180V179H186ZM191 180H192V178H191ZM45 181V180H44ZM70 181V180H69ZM113 181V180H112ZM127 181V180H126ZM158 181V180H157ZM162 181V180H161ZM160 181V182H161ZM167 181H168V179H167ZM188 181V180H187ZM37 182V181H36ZM39 183H40V181H38ZM49 182V181H48ZM64 182H65V180H64ZM122 182V181H121ZM135 182H136V180H135ZM140 182V181H139ZM143 182V181H142ZM145 182V181H144ZM150 182H151V180H150ZM155 182V181H154ZM163 182H164V180H163ZM166 182V181H165ZM11 183V182H10ZM44 182H42V184H43ZM53 183V182H52ZM67 183V182H66ZM131 182H129V184H130ZM152 183V182H151ZM150 183V184H151ZM202 183V182H201ZM13 184V183H12ZM120 184V183H119ZM136 184H137V182H136ZM135 184V185H136ZM143 184V183H142ZM149 184V188L151 187V185ZM168 184V183H167ZM39 185H41V184H39ZM46 185H48V184H46ZM147 185H148V183H147ZM155 185V184H154ZM160 185V184H159ZM191 185V184H190ZM42 186V185H41ZM49 186V185H48ZM52 186V185H51ZM64 186H66V185H64ZM86 186V185H85ZM131 186H133V185H131ZM140 186V185H139ZM143 186H144V184H143ZM153 186V185H152ZM163 186V185H162ZM168 186H169V184H168ZM175 186V187H176ZM186 186V185H185ZM7 187H8V185H7ZM44 187V186H43ZM165 187V186H164ZM171 187V186H170ZM13 188H17V187H15V183H14V187ZM22 188V187H21ZM25 188V187H24ZM27 188V187H26ZM53 188V187H52ZM128 188V187H127ZM144 188V187H143ZM153 188H156V187H153ZM158 188V187H157ZM162 189H163V187H161ZM166 189H167V186L165 187ZM198 188V187H197ZM3 189V188H2ZM18 189H19V186H18ZM46 189H47V187H46ZM46 189H44L45 191H46ZM54 189V188H53ZM130 189V188H129ZM179 189V188H178ZM177 189V190H178ZM201 189V188H200ZM204 189V188H203ZM94 190H96V189H94ZM168 190V189H167ZM172 190V189H171ZM22 191V190H21ZM51 191V190H50ZM128 191V190H127ZM149 191H152V190H148V192ZM154 191H157L158 192V190H154ZM166 191V190H165ZM173 192H174V190H172ZM201 191V190H200ZM203 192H205L204 190H202ZM235 191V190H234ZM2 192V191H1ZM53 192V191H52ZM51 192V193H52ZM161 192V191H160ZM164 192V191H163ZM8 193V192H7ZM60 193V192H59ZM152 193H153V191H152ZM166 193V192H165ZM201 194H202V192H200ZM206 193H203V194H205L206 195ZM42 194V193H41ZM145 194V193H144ZM162 194L163 193H161V196H162ZM179 194V193H178ZM197 194H199V192L197 193ZM196 194V195H197ZM233 194V193H232ZM24 195H26V194H24ZM61 195V194H60ZM60 195H58V196H60ZM93 195V194H92ZM109 195V194H108ZM119 195V194H118ZM154 195H155V193H154ZM169 195H171V194H169ZM168 195V196H169ZM64 196V195H63ZM113 196V195H112ZM153 196V195H152ZM173 196H174V194H173ZM176 196H177V194H176ZM182 196H180V197H182ZM203 196V195H202ZM201 196V197H202ZM3 197V196H2ZM48 197V196H47ZM122 197V196H121ZM124 197V196H123ZM160 197V196H159ZM164 197V196H163ZM167 197V196H166ZM175 197V196H174ZM197 197V196H196ZM10 198H13V197H10ZM46 198V197H45ZM49 198V197H48ZM87 198V197H86ZM91 198V197H90ZM148 198V197H147ZM160 198H162V197H160ZM190 198V199H189ZM198 198H199V196H198ZM47 199V198H46ZM64 199V198H63ZM163 199L164 198H162V201H163ZM170 199V198H169ZM180 199V198H179ZM195 199V198H194ZM206 199V198H205ZM81 200V199H80ZM124 200V199H123ZM122 200V201H123ZM131 200V199H130ZM146 200V199H145ZM171 200V199H170ZM177 200V199H176ZM183 199L181 198V201H182ZM193 200V199H192ZM199 200H201L202 201V199H199ZM208 201H209V199H207ZM207 200H205V201H207ZM224 200V201H223ZM230 200V201H229ZM241 200V199H240ZM1 201V200H0ZM14 201V200H13ZM17 201V200H16ZM45 201H47V200H45ZM49 201V200H48ZM72 201V200H71ZM107 201V200H106ZM133 201H134V199H133ZM136 201V200H135ZM140 201H142L141 199H140ZM148 201H150V203H151V200L149 199ZM180 200H179V202H181ZM184 202L186 201V200H183ZM200 201V202H201ZM207 201V202H208ZM15 202V201H14ZM101 202V201H100ZM137 202H138V200H137ZM143 202H145V201H143ZM164 202V201H163ZM168 202V201H167ZM176 202V201H175ZM191 202V201H190ZM196 202H197V200H196ZM199 201H198V203L197 204H199L200 203ZM212 202V201H211ZM211 202L209 201V204L211 205ZM222 202H221V204H222ZM9 203H11V201L9 202ZM105 203V202H104ZM110 203V202H109ZM108 203V204H109ZM176 203H178V202H176ZM193 203V202H192ZM191 203V204H192ZM206 203V202H205ZM213 203V202H212ZM220 203V202H219ZM224 203H223V205H224ZM3 204V203H2ZM17 204H18V202H17ZM17 204H15V205H17ZM39 204V203H38ZM103 204V203H102ZM111 204V203H110ZM109 204V205H110ZM141 204V203H140ZM139 204V205H140ZM144 204V203H143ZM152 204H155V203H151V205ZM164 204H166V203H164ZM184 204V203H183ZM207 204V203H206ZM227 204H229V203H227ZM227 204L226 205H224V210H226L225 208L227 207ZM233 204V203H232ZM8 205V204H7ZM64 205V204H63ZM87 205H88V203H87ZM105 205H107V204H105ZM116 205V204H115ZM119 205V204H118ZM138 205V204H137ZM142 205V204H141ZM181 205V204H180ZM186 205V204H185ZM205 205V204H204ZM217 205H219V204H217ZM223 205H220V206H223ZM230 206H232L231 204H229ZM1 206V205H0ZM18 206H20L19 204H18ZM47 206V205H46ZM66 206V205H65ZM156 204L155 205H153V207L154 208H156ZM160 206V205H159ZM168 206V205H167ZM167 206H166V209H167ZM170 206H172V204L170 205ZM176 206V205H175ZM190 206V205H189ZM199 206H201L200 204H199ZM199 206H197V208H199ZM207 206H208V204H207ZM214 206V205H213ZM226 206V207H225ZM31 207V206H30ZM38 207V206H37ZM62 207V206H61ZM61 207H59V208H61ZM67 207V206H66ZM92 207V206H91ZM95 207V206H94ZM111 207V206H110ZM118 207V206H117ZM121 207V206H120ZM177 207V206H176ZM185 207V206H184ZM202 207V206H201ZM200 207V208H201ZM211 207V206H210ZM41 208V207H40ZM48 208V207H47ZM97 208V207H96ZM107 208H108V205H107ZM113 208H114V206H113ZM124 208V207H123ZM122 208V209H123ZM158 208V207H157ZM168 208H169V206H168ZM173 208V207H172ZM193 208H194V206L192 207V210H193ZM196 208V207H195ZM204 208V207H203ZM215 208V207H214ZM219 208H221V207H219ZM228 208V210H229V208L230 207H227ZM51 209V208H50ZM75 209V208H74ZM111 209V208H110ZM118 209H120V208H117L116 210H118ZM121 209V210H122ZM159 209V208H158ZM162 209H163V207H162ZM174 209V208H173ZM177 209V208H176ZM222 209V208H221ZM33 210H35L34 208H33ZM42 210V209H41ZM150 210V209H149ZM152 210H156V209H153L152 208ZM188 210H189V207H188ZM198 210V209H197ZM201 211H202V209H200ZM210 210V209H209ZM45 211V210H44ZM43 211V212H44ZM51 211H53V210H51ZM68 211V210H67ZM95 211V210H94ZM111 211H113V210H111ZM120 211V210H119ZM128 211V210H127ZM158 211V210H157ZM182 211H183V209H182ZM182 211H179V212H181L182 213ZM187 211V210H186ZM185 211V212H186ZM191 211V210H190ZM190 211H188V213L190 212ZM196 211V210H195ZM201 211H200V213H201ZM204 211H206V210H204ZM203 211V212H204ZM212 211V210H211ZM222 211H223V209H222ZM239 211V210H238ZM93 212V211H92ZM114 212H115V210H114ZM121 212H123V211H121ZM130 212V211H129ZM156 212V211H155ZM160 214H162L160 211H158ZM165 212L167 213V211L165 210ZM178 212V213H179ZM207 212V211H206ZM224 212V211H223ZM226 212V211H225ZM224 212V213H225ZM228 212V214H226ZM225 214L226 215H229L230 213H229V211H227ZM234 212H237V209L236 210H234ZM244 212H243V214H244ZM46 213H49V212H47L46 211ZM51 213V212H50ZM59 213V212H58ZM95 213H96V211H95ZM94 213V214H95ZM118 213H120V212H118ZM128 213V212H127ZM164 213V212H163ZM192 213H194V211H192ZM196 213H198V212H195L194 214H196ZM222 213V212H221ZM258 213V212H257ZM256 213V214H257ZM261 213L262 212H260V215H261ZM35 214V213H34ZM34 214H33V216H34ZM114 214V213H113ZM121 214V213H120ZM119 214V215H120ZM152 214H153V212H152ZM152 214L150 215V216H152ZM165 214V213H164ZM167 214H169V213H167ZM170 214H171V212H170ZM169 214V215H170ZM199 214V213H198ZM197 214V215H198ZM204 214V213H203ZM202 214V215H203ZM214 214V213H213ZM223 214V213H222ZM221 214V215H222ZM241 214V213H240ZM259 214V213H258ZM258 214H257V216H258ZM32 215V214H31ZM39 215H40V213H39ZM48 214H46V216H47ZM65 215V214H64ZM97 215V214H96ZM95 215V216H96ZM116 215H118V214H116ZM129 215V214H128ZM131 215V214H130ZM143 215V214H142ZM173 215H175V213H173ZM178 215V217H179V214H177ZM186 215V214H185ZM219 215V214H218ZM234 216L236 215V214H233ZM259 215V216H260ZM29 216V215H28ZM51 216V215H50ZM53 216V215H52ZM63 215H61V217H62ZM90 216V215H89ZM93 216V215H92ZM149 216V217H150ZM157 216V215H156ZM163 216V215H162ZM162 216H159L158 218H160V217H162ZM164 216H166V215H164ZM201 216V215H200ZM200 216H196L197 217V220H198V218L200 219ZM208 216V215H207ZM212 216V215H211ZM214 216V215H213ZM233 216V217H234ZM250 216V215H249ZM30 217V216H29ZM40 217V216H39ZM57 217H58V215H57ZM100 217V216H99ZM123 217V216H122ZM133 217H134V213H133ZM153 217V216H152ZM166 217H171V216H166ZM188 217H190V216H188ZM187 217V218H188ZM195 217V215H194V218H196ZM202 218H203V216H201ZM219 217V216H218ZM223 217V216H222ZM227 217V216H226ZM230 217V216H229ZM232 217V216H231ZM231 217H230V219H231ZM255 217H256V215H255ZM261 217V216H260ZM36 218V217H35ZM43 218H44V215H43ZM51 218V217H50ZM58 218H60V217H58ZM64 218V217H63ZM62 218V219H63ZM110 218V217H109ZM116 218V217H115ZM130 218H132V216L131 217H129V219ZM136 218V217H135ZM153 218H155V217H153ZM157 218V217H156ZM158 218H157V220H158ZM163 218V217H162ZM162 218H161V220H162ZM186 218V217H185ZM204 218H206L205 216H204ZM203 218V219H204ZM220 218H221V216H220ZM237 218V217H236ZM238 218H239V216H238ZM37 219V218H36ZM40 219V218H39ZM46 219V217L44 218V220ZM98 219V218H97ZM117 219V218H116ZM128 218H126V220H127ZM141 219H142V217H141ZM144 219H146V218H144ZM148 219H150V218H148ZM165 218H163V220H164ZM172 219H174V218H172ZM191 219V218H190ZM203 219H201L202 221H203ZM215 219V218H214ZM226 219V218H225ZM258 219V218H257ZM264 219V218H263ZM40 220H42V218L40 219ZM66 220H67V218H66ZM65 220V221H66ZM132 220V219H131ZM152 220V219H151ZM167 220H169V219H167ZM185 220V219H184ZM193 220H195V219H193ZM192 220V221H193ZM199 221V222H202V221ZM205 220V219H204ZM208 220H209V216H208ZM210 220H211V218H210ZM209 220V221H210ZM224 220V219H223ZM223 220L221 221L222 222V224H223ZM234 220V219H233ZM238 220V219H237ZM246 220V219H245ZM256 220V219H255ZM46 221V220H45ZM76 221V220H75ZM85 221V220H84ZM105 221V220H104ZM119 221V220H118ZM142 221V220H141ZM148 221V220H147ZM150 221V220H149ZM174 221L176 222V220L174 219ZM178 221V220H177ZM188 221V220H187ZM240 221V220H239ZM259 222H260V220H258ZM53 222V221H52ZM52 222H51V224H52ZM56 222V221H55ZM55 222H54V224H55ZM62 222V221H61ZM73 222V221H72ZM78 222V221H77ZM82 222V221H81ZM109 222V221H108ZM133 222V221H132ZM132 222H131V225H136L137 226V224H132ZM158 222H159V220H158ZM166 222V221H165ZM179 222V221H178ZM190 222V221H189ZM205 222V221H204ZM207 222V221H206ZM211 222V221H210ZM226 222H228V221H225V225H226ZM247 222V221H246ZM256 222V221H255ZM264 222V221H263ZM27 224V223H26ZM82 224L84 225V222H82ZM105 224H106V222H105ZM111 224H112V222H111ZM113 224H114V222H113ZM143 224H144V222H143ZM143 224H141L142 226H143ZM151 224H152V222H151ZM150 224V225H151ZM163 224H164V221H163ZM171 224H172V222H171ZM179 224H180V222H179ZM191 224H192V222H191ZM190 224V225H191ZM228 224H230V222H228ZM228 224H227V226H228ZM231 224H232V221H231ZM230 224V225H231ZM261 224H262V222H261ZM43 225H46V222H45V224H43ZM42 225V226H43ZM74 225V224H73ZM100 225V224H99ZM99 225H97V226H99ZM103 225V224H102ZM107 225V224H106ZM105 225V226H106ZM157 225V224H156ZM159 225V224H158ZM157 225V226H158ZM170 225V224H169ZM193 225V224H192ZM202 225H203V222H202ZM205 226H206V224H204ZM210 224H208V226H209ZM213 225H215V224H213ZM212 225V226H213ZM217 225H218V222H217ZM237 225V224H236ZM258 227H256V228H258L259 229V227L261 228V226H259L260 224H256ZM30 226V225H29ZM55 227H56V225H54ZM81 226V225H80ZM85 226V225H84ZM96 226V227H97ZM154 226V225H153ZM161 226V228L163 227V226H166V227H164V228H168L167 227V224L166 225H160ZM160 226H158V228L160 227ZM173 226V228H174V226H177V225H172ZM182 226V225H181ZM184 226V225H183ZM196 226V225H195ZM201 226V225H200ZM204 226V227H205ZM211 226V225H210ZM220 226V225H219ZM247 226V225H246ZM58 227H59V225H58ZM67 227H68V225H67ZM93 227V226H92ZM91 227V228H92ZM107 227H109L108 225H107ZM110 227H111V229H113L112 228V226L110 225ZM134 227V226H133ZM192 227V226H191ZM202 228H203V226H201ZM200 227V228H201ZM214 227V226H213ZM215 227H216V225H215ZM230 227H232V226H230ZM240 227V226H239ZM248 227H249V225H248ZM247 227V228H248ZM47 228V227H46ZM137 228V227H136ZM139 228H141V227H139ZM172 228V229H173ZM176 228V227H175ZM179 228V227H178ZM207 228V227H206ZM209 228V227H208ZM212 228V227H211ZM226 228H228V227H225V229ZM240 228H242V227H240ZM245 228V227H244ZM243 228V229H244ZM21 229V228H20ZM23 229H25L24 227H23ZM58 229V228H57ZM90 229V228H89ZM109 229V228H108ZM130 229V228H129ZM128 229V230H129ZM151 229V228H150ZM149 229V230H150ZM153 229V228H152ZM151 229V230H152ZM154 229H157V227L156 228H154ZM153 229V230H154ZM165 229V230H166ZM205 229V228H204ZM218 229H220V227L218 228ZM224 229V227H223V230H225ZM254 230H255V228H253ZM258 229H257V231H258ZM263 229V228H262ZM29 230V229H28ZM96 230H98V229H96ZM96 230H94V232L95 233H97V231ZM101 230H103L102 228H101ZM104 230H106V227H105V229ZM103 230V231H104ZM143 230V229H142ZM141 230V231H142ZM152 230V231H153ZM169 230V229H168ZM167 230V231H168ZM174 230V229H173ZM202 230V229H201ZM208 230V229H207ZM213 230H215V229H213ZM222 230V231H223ZM231 230V229H230ZM229 230V231H230ZM233 230V229H232ZM241 230V229H240ZM33 231V230H32ZM56 231V230H55ZM71 231V230H70ZM77 231V230H76ZM102 231V232H103ZM114 231V230H113ZM124 231V230H123ZM126 231V230H125ZM125 231H124V233H125ZM135 231H137V230H135ZM157 231V230H156ZM170 231V233H171V231L172 230H169ZM179 231V230H178ZM178 231H175V233H176V235H177V232ZM184 231V230H183ZM196 231V230H195ZM197 231H198V229H197ZM200 231V230H199ZM209 231V233H211L212 231H210V229L208 230ZM218 231V230H217ZM245 231H247V230H245ZM260 231H261V229H260ZM16 232H18V231H16ZM35 232V231H34ZM46 232V231H45ZM54 232V231H53ZM99 232V231H98ZM101 232V231H100ZM126 232H128V231H126ZM155 232V231H154ZM154 232H152V233H154ZM163 232H165L164 230H163ZM186 232V231H185ZM205 232V231H204ZM219 232V231H218ZM237 232H239V231H237ZM262 232V231H261ZM27 233V232H26ZM50 233V232H49ZM57 233H58V230H57ZM72 234H73V232H71ZM82 233H84L83 231H82ZM92 233V232H91ZM105 233H108V231H106ZM112 233V232H111ZM117 233V232H116ZM123 233V234H124ZM139 234V236H140V238L142 237V235H143V233H142V235L139 233V232H136L135 234ZM147 233H148V231H147ZM165 233H167V232H165ZM164 233V234H165ZM180 233H183V232H180ZM193 233H194V230H193ZM192 233V231H191V233L190 234H193ZM200 233V232H199ZM245 233V232H244ZM252 233V232H251ZM68 234V233H67ZM103 234V233H102ZM109 234V233H108ZM118 234V233H117ZM150 234V233H149ZM149 234H148V236H149ZM157 234V233H156ZM156 234L154 235V236H156ZM163 234V235H164ZM172 234H174V233H172ZM185 234H187V233H185ZM185 234H183V235H185ZM194 234H198V232H196V233H194ZM193 234V235H194ZM202 234H203V230H202ZM207 234H208V232H207ZM221 234V233H220ZM229 234V233H228ZM227 234V235H228ZM248 234H249V232H248ZM253 234V233H252ZM260 234V233H259ZM14 235V234H13ZM18 235V234H17ZM36 235V234H35ZM53 235H54V233H53ZM60 235V234H59ZM69 235V234H68ZM86 235V234H85ZM91 235V234H90ZM112 235V234H111ZM124 235H126V234H124ZM129 235V234H128ZM145 235V234H144ZM162 235V236H163ZM176 235H175V237H176ZM180 235V234H179ZM182 234H181V236H183ZM189 235V234H188ZM203 235H206V234H203ZM210 235V234H209ZM217 235V234H216ZM219 235V234H218ZM244 235H246V233L244 234ZM250 235V234H249ZM255 235H257V234H255ZM10 236V235H9ZM26 236V235H25ZM24 236V237H25ZM38 236H40V235H38ZM57 236V235H56ZM88 236V235H87ZM109 236V235H108ZM118 236V235H117ZM132 236H134L135 238H136V236L135 235H132ZM157 236H158V234H157ZM165 236V235H164ZM163 236V237H164ZM198 236V235H197ZM200 236H202L201 234H200ZM221 236V235H220ZM224 236V235H223ZM223 236H222V238H223ZM231 236V235H230ZM248 236V235H247ZM262 236V235H261ZM1 237V236H0ZM36 237V236H35ZM48 237V236H47ZM92 237H93V235H92ZM106 238V236H104L103 235V238ZM131 237V236H130ZM130 237H128L127 236V238L128 239H130ZM144 238L146 237V236H143ZM162 237V238H163ZM172 237V236H171ZM170 237V238H171ZM174 237V238H175ZM179 237V236H178ZM184 237V240L186 239L185 238V236H183ZM190 237V236H189ZM226 237V236H225ZM234 237H235V235H234ZM243 237V236H242ZM249 237V236H248ZM248 237H246V240H247V238ZM250 237H252V236H250ZM254 237V236H253ZM253 237H252V239H253ZM2 238V237H1ZM85 238H88V237H86L85 236ZM89 238H91V236H89ZM104 238V239H105ZM110 239H111V236L109 237ZM116 238V237H115ZM149 238H151V237H149ZM156 238V237H155ZM161 238V240H166V239H162ZM169 238V237H168ZM194 238H196V237H194ZM213 238H214V235H213ZM233 238V237H232ZM256 238V237H255ZM262 239V237H259V239ZM27 239V238H26ZM25 239V240H26ZM75 239V238H74ZM82 239H83V237H82ZM81 239V240H82ZM102 239V238H101ZM117 239V238H116ZM125 239V238H124ZM131 239H132V237H131ZM138 239H139V237H138ZM137 239V240H138ZM152 239L154 240V237H152ZM151 239V240H152ZM197 239H199L200 240V238L199 237H197ZM201 239H202V237H201ZM240 239H241V237H240ZM251 239V238H250ZM249 239V240H250ZM264 239V238H263ZM24 240V239H23ZM38 240V239H37ZM63 240V239H62ZM76 240V239H75ZM78 240V239H77ZM79 240H80V237H79ZM78 240V241H79ZM87 240V239H86ZM94 240V239H93ZM105 240H107V239H105ZM122 240L123 239H121L120 241L122 242ZM126 240V239H125ZM157 240V239H156ZM160 240V243L162 242ZM171 240V239H170ZM175 240V239H174ZM193 240V239H192ZM206 240L208 241V239H205V243H203L202 245L204 246V244H206ZM225 240V239H224ZM223 240V241H224ZM243 240V239H242ZM245 240V239H244ZM244 240H243V243H246V242H244ZM249 240H247V241H249ZM255 239H253V241H254ZM2 241V240H1ZM5 241V240H4ZM30 241V240H29ZM29 241L27 240V246L29 245ZM95 241V240H94ZM104 241V240H103ZM124 241V240H123ZM131 241H133V240H131ZM141 241V240H140ZM148 241H149V239H148ZM168 241V240H167ZM172 241H173V239H172ZM186 241V240H185ZM190 241H191V239H190ZM190 241L188 242L189 244H187V246L188 245H190ZM196 241V240H195ZM218 241H219V239H218ZM252 241V240H251ZM258 241H260V240H258ZM257 241V242H258ZM264 241V240H263ZM9 242V241H8ZM23 242V241H22ZM50 242V241H49ZM68 242V241H67ZM72 242V241H71ZM86 242V241H85ZM87 242H90V241H87ZM92 242V241H91ZM113 243H114V241H112ZM117 241H115V243H116ZM118 242H119V239H118ZM117 242V243H118ZM126 242H128V244H129V242L130 241H126ZM126 242H125V244H123V245H126ZM133 242H136V239H134V241ZM145 242V241H144ZM152 242H154V241H152ZM156 242H158V241H156ZM156 242H154L155 243V245H156ZM169 242H171V241H169ZM174 242V241H173ZM178 242V241H177ZM176 242V243H177ZM184 242V241H183ZM187 242V241H186ZM199 242V241H198ZM202 242H204V239L202 240ZM210 242H213V241H210ZM209 242V243H210ZM228 242V241H227ZM230 242H232L233 243V241H230ZM1 243V242H0ZM3 243V242H2ZM5 244H6V242H4ZM11 243V242H10ZM33 243V242H32ZM69 243V242H68ZM93 243V242H92ZM98 243V242H97ZM97 243H95V244H97ZM109 243V242H108ZM123 243V242H122ZM146 243V245H147V241L145 242ZM153 243V244H154ZM163 243V242H162ZM161 243V244H162ZM165 243V242H164ZM175 243V242H174ZM181 243V242H180ZM197 243V242H196ZM200 243V242H199ZM213 243H215V242H213ZM219 242H217V244H218ZM249 243H250V241H249ZM261 243H262V241H261ZM264 243V242H263ZM13 244V243H12ZM34 245H35V243H33ZM69 244H71V243H69ZM74 243H72L71 245L73 246H71L72 248H74V245H73ZM87 244V243H86ZM99 244H100V241H99ZM112 244V243H111ZM138 244V243H137ZM141 244V243H140ZM149 244V243H148ZM153 244L151 245V244H149V245H151L152 247H154L153 246ZM157 244H159V243H157ZM161 244H159L160 246H161ZM192 244V243H191ZM201 244V243H200ZM260 244V243H259ZM1 245H4V244H1ZM15 245V244H14ZM26 245V244H25ZM54 245V244H53ZM81 245V244H80ZM91 245V244H90ZM113 245V244H112ZM115 245V244H114ZM131 245V244H130ZM143 245H144V243H143ZM146 245H145V247H146ZM165 245V244H164ZM170 245H171V243H170ZM173 245L174 244H172V246L171 247H173ZM179 244H177V246H178ZM186 245V244H185ZM193 245V244H192ZM192 245H190V246H192ZM208 245V244H207ZM211 245H212V243H211ZM227 245V244H226ZM230 245H232V244H230ZM229 245V247H231ZM26 246V247H27ZM77 246V245H76ZM75 246V247H76ZM97 246V245H96ZM96 246L94 247V249L96 248ZM99 246V245H98ZM100 246H103V248H104V245H101L100 244ZM118 246H121V245H118ZM137 246V245H136ZM140 246H142V245H140ZM139 246V247H140ZM151 246H150V248H151ZM167 246V245H166ZM175 246V245H174ZM196 246V245H195ZM214 246H216V245H214ZM213 246V247H214ZM217 246H219V245H217ZM234 246V245H233ZM233 246H232V248H233ZM238 246H240V244L238 245V243H237V247ZM241 246L243 247V245H242V243H241ZM246 246H248V243H246ZM7 247V246H6ZM16 247V246H15ZM15 247H14V249H15ZM18 247V246H17ZM20 248L22 247V246H19ZM51 247V246H50ZM78 247V246H77ZM88 247V246H87ZM92 247V246H91ZM115 247H117V246H115ZM124 247V246H123ZM126 247V246H125ZM130 247H133L132 245L130 246ZM169 247V246H168ZM198 247V246H197ZM211 247V246H210ZM213 247H211V248H213ZM223 247V246H222ZM244 247H245V245H244ZM253 247H255V246H253ZM261 247V246H260ZM9 248V247H8ZM19 248V249H20ZM28 248V247H27ZM33 247H32V245L30 246V249H32ZM66 248V247H65ZM80 248V247H79ZM89 248V247H88ZM93 248V247H92ZM100 248V247H99ZM102 248V249H103ZM106 248H108V247H106ZM106 248H104V249H106ZM114 248V247H113ZM121 248V247H120ZM127 248H128V246H127ZM141 248V247H140ZM147 248V247H146ZM182 248H183V246H182ZM181 248V250H183ZM188 248V247H187ZM193 248V247H192ZM196 248V247H195ZM205 248V247H204ZM216 248V247H215ZM235 248V247H234ZM248 248V247H247ZM251 248V247H250ZM250 248H248V249H250ZM6 249V248H5ZM29 249V248H28ZM54 249H55V247H54ZM58 249V248H57ZM77 249V248H76ZM82 249V248H81ZM115 249H117V248H115ZM114 249V251H116L117 252V250H115ZM118 249H119V247H118ZM122 249H124V248H122ZM122 249H120V250H122ZM129 249V248H128ZM161 249V248H160ZM165 249H166V247H165ZM180 249V245H179V248H178V250ZM186 249V248H185ZM197 249H200V247H198ZM202 249V248H201ZM209 249V248H208ZM253 249V248H252ZM21 250H22V248H21ZM27 250V249H26ZM42 251H43V249H41ZM40 250V251H41ZM49 250V249H48ZM51 250V249H50ZM66 250V249H65ZM95 250H97V249H95ZM94 250V251H95ZM100 250V249H99ZM112 250V249H111ZM126 250V249H125ZM129 250H134V248L133 249H129ZM136 250H138V247H136ZM142 250V249H141ZM145 250V249H144ZM150 250H152V249H150ZM155 250V249H154ZM157 250V249H156ZM155 250V251H156ZM162 250L165 252V250L164 249H161V255H162ZM176 250H177V248H176ZM180 250V251H181ZM187 250V249H186ZM185 250V252L186 253H189V251L187 252ZM193 250V249H192ZM195 250V249H194ZM193 250V251H194ZM202 250H204V249H202ZM202 250H200V253H201V251ZM210 250V249H209ZM209 250H207L208 252H209ZM216 250V249H215ZM226 250V249H225ZM254 250V249H253ZM39 251V250H38ZM91 251H93V250H91ZM124 251V250H123ZM122 251V252H123ZM139 251V250H138ZM193 251H191L192 252V254L194 253V255H195V252H193ZM199 251V250H198ZM198 251H196V252H198ZM206 251V252H207ZM217 251V250H216ZM228 251H229V249H228ZM240 251V250H239ZM245 251V250H244ZM246 251H247V249H246ZM34 252H36V253H38L37 252V250H35ZM34 252H32V253H34ZM43 252H45V251H43ZM58 252V251H57ZM67 252V251H66ZM76 252V251H75ZM87 252V251H86ZM97 252V251H96ZM103 252H105L106 253V251H103ZM112 252V251H111ZM131 252V251H130ZM134 252V251H133ZM144 252V251H143ZM163 252V253H164ZM167 252V251H166ZM182 252V251H181ZM203 252V251H202ZM205 252V251H204ZM241 255L240 256H242V254H243V251H242V249H241ZM262 252V251H261ZM30 253V252H29ZM32 253H30V254H32ZM91 253V252H90ZM95 253V252H94ZM127 253V252H126ZM147 253V252H146ZM145 252H144V254H146ZM150 252H149V250H148V254H149ZM151 253H154V251H152ZM157 253V252H156ZM177 253V252H176ZM199 253V252H198ZM212 253V252H211ZM210 253V254H211ZM217 253V252H216ZM226 253H228L227 251H226ZM225 253V254H226ZM235 253V252H234ZM244 253H247V252H244ZM250 253V252H249ZM249 253H248V257H249ZM22 254H23V252H22ZM102 254V253H101ZM113 254H114V252H113ZM122 255H123V253H121ZM131 254H132V252H131ZM134 254V253H133ZM143 254V255H144ZM147 254V255H148ZM183 254H185V253H183ZM190 255H191V253H189ZM229 254V253H228ZM264 254V249H263V252L260 254V251H258L255 255H259V257H262V256H260V255H263ZM63 255H64V253H63ZM68 255V254H67ZM98 255V254H97ZM99 255H100V253H99ZM103 255V254H102ZM107 255V254H106ZM117 255H119V254H117ZM171 255H172V253H171ZM181 255V254H180ZM193 255V256H194ZM212 255H213V253H212ZM34 256V255H33ZM56 256H58V255H56ZM59 256H61V255H59ZM66 256V255H65ZM151 255H148V257H150ZM153 256H154V254H153ZM186 256V255H185ZM191 257V256H189V257H191V258H194V257ZM197 256V255H196ZM234 256V255H233ZM244 256V259H245V254L243 255ZM105 257H108V255L107 256H105ZM116 257V256H115ZM148 257H146L145 256V258L146 259H148ZM156 257V256H155ZM154 257V258H155ZM158 257H159V255H158ZM157 257V258H158ZM187 257V256H186ZM198 257V256H197ZM202 257V256H201ZM224 257V256H223ZM228 257V256H227ZM226 257V258H227ZM230 257V256H229ZM235 257V256H234ZM247 257V258H248ZM60 258H62L63 259V257L61 256ZM112 258H114V256L112 257ZM150 258H153V257H150ZM157 258H156V260H157ZM160 258V257H159ZM167 259H168V257H166ZM169 258H170V255H169ZM178 258H180V257H178ZM181 258H183L182 256H181ZM214 258H215V256H214ZM57 259V258H56ZM105 259V258H104ZM118 259V258H117ZM127 259H129V258H127ZM162 259V258H161ZM184 259V258H183ZM195 259V258H194ZM199 259V258H198ZM221 259H222V257H221ZM230 259V258H229ZM228 259V260H229ZM231 259H232V256H231ZM249 259V258H248ZM261 258H259V260H260ZM264 259V258H263ZM27 260V259H26ZM25 260V261H26ZM130 260V259H129ZM134 260V259H133ZM133 260H131L132 262H133ZM139 260H141V259H138L137 261H139ZM153 260V259H152ZM155 259L153 260L154 262H156V263H158L159 261L158 260H160V259H158L157 261H156ZM196 260V259H195ZM200 260V259H199ZM210 260V259H209ZM233 260V259H232ZM236 260V259H235ZM32 261V260H31ZM30 261V262H31ZM114 261V260H113ZM135 261V260H134ZM164 261V260H163ZM162 261V262H163ZM166 261V260H165ZM164 261V262H165ZM167 261H169L170 262V260H167ZM182 261V260H181ZM180 261V262H181ZM185 261H187V259L186 260H184L183 262L186 264V262ZM236 261H238L239 262V259L238 260H236ZM241 261V260H240ZM245 261H247V259H245ZM254 261V260H253ZM120 262H122V260L120 261ZM130 262V261H129ZM148 262H150V261H148ZM161 262V263H162ZM173 262V261H172ZM175 262V261H174ZM173 262V263H174ZM180 262H179V264H180ZM189 262V261H188ZM187 262V264H189ZM195 262V261H194ZM203 262V261H202ZM221 262V261H220ZM230 262H231V260H230ZM233 262V261H232ZM231 262V263H232ZM244 262V261H243ZM248 262V261H247ZM264 262V261H263ZM11 262L9 261V264H10ZM24 263V262H23ZM36 263V262H35ZM62 263V262H61ZM65 263V262H64ZM63 263V264H64ZM67 263V262H66ZM65 263V264H66ZM107 263V262H106ZM127 262H125L124 264H126ZM137 262H135V264H136ZM141 262L139 261V263L138 264H140ZM166 264H168V262H165ZM222 263V262H221ZM221 263H219V264H221ZM237 263V262H236ZM235 263V264H236ZM241 263H242V261H241ZM245 263V262H244ZM244 263H242V264H244ZM260 263H262L261 262V260H260ZM1 264V263H0ZM20 264V263H19ZM52 264H53V262H52ZM68 264H70V263H68ZM83 264V263H82ZM114 264H116V263H114ZM130 264V263H129ZM133 264H134V262H133ZM141 264H143V262L141 263ZM144 264H145V262H144ZM148 264V263H147ZM153 264H155V263H153ZM163 264V263H162ZM169 264H171V263H169ZM174 264H178V263H174ZM190 264H192V263H190ZM195 264V263H194ZM223 264V263H222ZM227 264V263H226ZM229 264V263H228ZM232 264H234V263H232ZM237 264H240V263H237Z\"/></svg>","mask_w":264,"mask_h":264}]
</instances>
